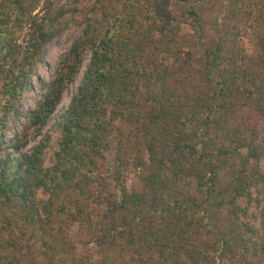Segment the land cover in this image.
Returning <instances> with one entry per match:
<instances>
[{"label": "trees", "instance_id": "trees-1", "mask_svg": "<svg viewBox=\"0 0 264 264\" xmlns=\"http://www.w3.org/2000/svg\"><path fill=\"white\" fill-rule=\"evenodd\" d=\"M0 264H264V0H0Z\"/></svg>", "mask_w": 264, "mask_h": 264}, {"label": "rangeland", "instance_id": "rangeland-1", "mask_svg": "<svg viewBox=\"0 0 264 264\" xmlns=\"http://www.w3.org/2000/svg\"><path fill=\"white\" fill-rule=\"evenodd\" d=\"M85 4H87V1H85ZM79 30L77 27H72L66 34H64L63 36H61L54 44L52 45H48L45 48L44 51V61H45V67H40L38 70V76H40V78H42L43 80H45L46 82H48L51 79V74L52 71L55 68V65L58 61L59 56L65 52L66 50H68L72 44L73 41V37L76 36L78 34ZM89 61H86L78 79L76 80V83L73 84L71 86V88L65 92L62 102L59 105L58 109H57V114H62L64 113V111L68 108L70 101L72 99V97L75 95L77 88L79 86V84L81 83L82 79H83V74L85 72V68L87 67ZM34 90L35 92H29L24 100V109L27 108H33L35 103H34V94H38V88L37 86H34ZM27 122L24 119H20L19 121V125L18 127L15 129V127H11V130L9 132H7V138H12V135L15 131L17 130H22L23 132H25V134L27 135V140L29 141V135H31L30 130H27ZM35 141H33L32 139H30V141L28 142L25 152L29 151L31 149V147H33L35 145L34 143ZM53 154L54 151L52 149H48L46 151V162L48 164V166H51L53 163ZM114 155L109 152L107 154V160L108 162H105L103 165V168L111 161L113 160ZM106 170V169H104ZM131 173L129 174V179L127 182V186L129 188V190H139L140 189V183H139V177L134 173L133 170L130 171ZM254 210V208H253ZM78 230L75 228L74 234H77ZM84 240H87V237L84 238ZM80 250H82V247L80 246Z\"/></svg>", "mask_w": 264, "mask_h": 264}]
</instances>
